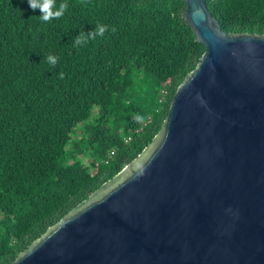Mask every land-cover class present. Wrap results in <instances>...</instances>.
<instances>
[{
    "label": "trees",
    "instance_id": "16d2710c",
    "mask_svg": "<svg viewBox=\"0 0 264 264\" xmlns=\"http://www.w3.org/2000/svg\"><path fill=\"white\" fill-rule=\"evenodd\" d=\"M204 1L224 32L264 34V0ZM66 3L44 22L27 0H0V264L143 150L204 50L182 0ZM97 24L102 37L73 46Z\"/></svg>",
    "mask_w": 264,
    "mask_h": 264
},
{
    "label": "water",
    "instance_id": "95a60500",
    "mask_svg": "<svg viewBox=\"0 0 264 264\" xmlns=\"http://www.w3.org/2000/svg\"><path fill=\"white\" fill-rule=\"evenodd\" d=\"M182 1L204 50L160 129L10 264H264V34Z\"/></svg>",
    "mask_w": 264,
    "mask_h": 264
},
{
    "label": "clouds",
    "instance_id": "9594fccd",
    "mask_svg": "<svg viewBox=\"0 0 264 264\" xmlns=\"http://www.w3.org/2000/svg\"><path fill=\"white\" fill-rule=\"evenodd\" d=\"M27 2L32 10H40L39 17L44 22H49L53 19H59L64 15L68 7L66 0L65 2H62L58 8L56 7V0H27ZM107 27V25L97 24L95 28L88 31L87 33L84 31H80L79 34L74 37L73 46H84L87 45L89 40H95L97 36L102 37L104 35V32L107 30ZM46 60L51 66L54 67L58 63L59 57L48 54Z\"/></svg>",
    "mask_w": 264,
    "mask_h": 264
},
{
    "label": "rangeland",
    "instance_id": "374dc122",
    "mask_svg": "<svg viewBox=\"0 0 264 264\" xmlns=\"http://www.w3.org/2000/svg\"><path fill=\"white\" fill-rule=\"evenodd\" d=\"M149 96L151 97L152 96V93L148 92ZM148 94L147 92L145 91L144 92V97L145 99L147 100L148 99ZM132 101H134L135 103H139V101L141 102V104L144 103L145 100H142L143 99V96L140 95V94H135L133 97H132ZM142 100V101H141ZM145 103H150V101H145Z\"/></svg>",
    "mask_w": 264,
    "mask_h": 264
},
{
    "label": "built area",
    "instance_id": "2783aa9c",
    "mask_svg": "<svg viewBox=\"0 0 264 264\" xmlns=\"http://www.w3.org/2000/svg\"><path fill=\"white\" fill-rule=\"evenodd\" d=\"M164 94H165V89H161L160 90V96H159V98H158V101H163V99H164ZM108 155H112V150H109V152H108Z\"/></svg>",
    "mask_w": 264,
    "mask_h": 264
}]
</instances>
